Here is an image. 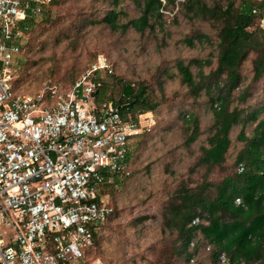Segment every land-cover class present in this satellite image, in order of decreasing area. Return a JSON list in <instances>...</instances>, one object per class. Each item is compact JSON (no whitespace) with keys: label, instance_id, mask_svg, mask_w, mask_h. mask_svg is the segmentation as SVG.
<instances>
[{"label":"rangeland","instance_id":"374dc122","mask_svg":"<svg viewBox=\"0 0 264 264\" xmlns=\"http://www.w3.org/2000/svg\"><path fill=\"white\" fill-rule=\"evenodd\" d=\"M202 1L223 7L229 1L235 7L240 2ZM163 3L162 17H153L152 27L142 32L133 28L120 32L104 22L110 10L119 12L118 23L138 17L141 10L131 0H55L24 22L28 28L14 81L18 91H34L48 81H72L103 54L113 68L102 79L108 99L122 96V87L129 83L135 90L144 86L145 94L157 102L149 111L153 122L136 138L133 173L106 190L113 213L89 252L103 264H210V250L201 243L200 233L188 245L183 241L171 219L172 207L186 190L213 196L216 185L235 171L234 160L246 143L238 139L241 124H235L224 161L212 167L200 162L202 147L208 146L214 132L212 98L220 93L215 83L220 88L226 85L225 72L214 74L222 23L193 15L185 0ZM262 35L256 32L255 37ZM255 57L251 50L241 62L239 83L229 97V107L240 110L241 116L264 105V73L253 78ZM179 63L187 67L191 80L184 79ZM191 117L199 134L186 143L194 133ZM263 117L260 111L244 133L251 136ZM180 250L193 255L187 257Z\"/></svg>","mask_w":264,"mask_h":264},{"label":"built area","instance_id":"2783aa9c","mask_svg":"<svg viewBox=\"0 0 264 264\" xmlns=\"http://www.w3.org/2000/svg\"><path fill=\"white\" fill-rule=\"evenodd\" d=\"M52 2L0 0V264H103L88 254L113 212L102 186L130 175L134 137L153 122L149 111L130 119L96 104L113 72L103 54L69 85L13 88L24 22Z\"/></svg>","mask_w":264,"mask_h":264},{"label":"trees","instance_id":"16d2710c","mask_svg":"<svg viewBox=\"0 0 264 264\" xmlns=\"http://www.w3.org/2000/svg\"><path fill=\"white\" fill-rule=\"evenodd\" d=\"M116 1L114 0L115 3ZM131 1L140 8V15L124 23H118L119 12L110 10L104 22L111 29L125 32L133 28L142 32L147 27H152L150 21L153 17L157 19L162 17L161 10L165 6L163 0ZM164 1L166 3L173 0ZM185 4L193 15L222 23L219 30L218 64L214 74L225 72L226 85L220 88L219 83H215L220 93L212 98L215 103L214 132L207 140L208 146L202 147L200 162L212 167L224 161L230 145L229 131L235 124H241L238 139L246 143L234 160L235 171L226 175L216 185L214 195L208 196L203 191H184L178 204L172 207L171 219L186 245L192 242L191 238L194 234L200 233L201 243L210 250V264H264V117L254 126L251 136L244 133L245 125L251 120H256L257 114L264 111V105L247 113L246 116H241L240 110L229 107L232 89L240 80L238 68L249 51L256 52L253 60V78L259 79L264 73V28L258 25L259 18L264 14V0H240L236 7L232 1L224 7L219 4L210 6L202 0H185ZM253 9L257 10L256 14L252 12ZM256 32L262 33V38H256ZM196 62L200 63L199 60ZM178 66L184 79L191 80L187 67L181 63ZM76 78L62 83L69 85ZM15 79L16 76L13 80V88L18 91L14 87ZM102 79L95 91V102L98 105L112 101L111 96L110 99L106 96L104 89L106 82ZM112 102L130 119H135L136 111H151L157 105L156 101L145 94L144 86H139L135 90L129 83H125L122 87V96ZM189 121L193 122L194 133L186 143L192 142L199 134L197 122L193 117L189 118ZM139 136L141 134L134 137L131 171L128 177L135 169V146L139 143L138 140L136 141ZM240 166H242L241 171H239ZM117 184L118 180H115L111 184L102 186V195L108 197L106 190L116 187ZM236 198L240 199L238 204L235 203ZM107 201L109 203L108 198ZM195 218H198V222L192 225L191 221ZM197 248L198 244L196 246L195 242V249ZM179 253H184L187 257L193 255L187 254L186 250H180ZM221 254L224 256V261L219 258Z\"/></svg>","mask_w":264,"mask_h":264}]
</instances>
